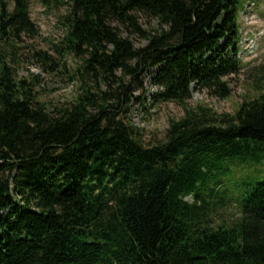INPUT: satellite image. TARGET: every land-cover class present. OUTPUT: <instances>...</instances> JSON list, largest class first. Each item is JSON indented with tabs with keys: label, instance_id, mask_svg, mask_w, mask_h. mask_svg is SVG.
Wrapping results in <instances>:
<instances>
[{
	"label": "trees",
	"instance_id": "16d2710c",
	"mask_svg": "<svg viewBox=\"0 0 264 264\" xmlns=\"http://www.w3.org/2000/svg\"><path fill=\"white\" fill-rule=\"evenodd\" d=\"M71 3L62 52L81 58L75 79L91 76L73 104L41 102L0 55V264H264V180L235 186L230 224L213 222L208 198L236 163L264 164V91L235 117L187 108L192 86L232 95L240 0ZM22 32L38 34L28 0H0V38ZM141 68H160V99L186 113L151 147L120 113L127 86L98 87Z\"/></svg>",
	"mask_w": 264,
	"mask_h": 264
},
{
	"label": "rangeland",
	"instance_id": "374dc122",
	"mask_svg": "<svg viewBox=\"0 0 264 264\" xmlns=\"http://www.w3.org/2000/svg\"><path fill=\"white\" fill-rule=\"evenodd\" d=\"M28 2L31 20L38 34L22 32L18 34V38H0V55L6 57L17 80L34 82L37 97L41 102L50 106H69L83 94L82 86L91 80V76L82 81L78 76V79H75V74L82 65L81 58L72 55L65 57L62 52L67 33L64 17L71 10V0H50L47 6L41 0ZM10 8L13 10L11 1ZM138 21L149 32H155L158 28L153 20L139 16ZM238 23L241 35L238 55L239 59L243 60V70L239 76H231L228 79L232 95L228 99H220L207 90L192 86L187 108L194 112L204 108L218 116L235 117L245 100H252L264 91V0H240ZM117 28L123 38L129 39L136 48H144L147 45L145 40L130 29ZM260 43L263 45L258 52ZM50 61L55 63L51 64ZM132 67H135V63H132ZM159 69L141 68L136 75L117 71L112 88L105 81L98 85L103 92L116 90L121 83L127 86L128 101L122 103L120 113L122 118L133 126L138 138L146 147L163 142L170 122L179 121L186 115L184 107L160 99L163 89L158 85ZM260 87L263 89L259 90ZM95 92L100 94L98 88ZM227 177L223 179L222 186L212 185L213 191L208 197L210 202L219 201L212 214L216 225L230 224L238 220L240 207L233 196L234 188L239 187L248 178L264 180V164L256 168L251 163H236L227 172ZM221 197L225 199L220 200ZM187 201L193 202V199L188 198Z\"/></svg>",
	"mask_w": 264,
	"mask_h": 264
},
{
	"label": "bare ground",
	"instance_id": "6f19581e",
	"mask_svg": "<svg viewBox=\"0 0 264 264\" xmlns=\"http://www.w3.org/2000/svg\"><path fill=\"white\" fill-rule=\"evenodd\" d=\"M259 51V50H258ZM258 53V52H257Z\"/></svg>",
	"mask_w": 264,
	"mask_h": 264
}]
</instances>
